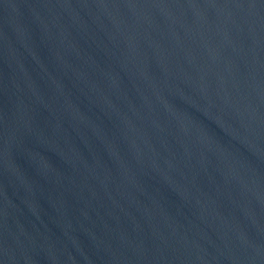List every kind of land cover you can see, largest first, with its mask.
I'll use <instances>...</instances> for the list:
<instances>
[{"label":"water","instance_id":"95a60500","mask_svg":"<svg viewBox=\"0 0 264 264\" xmlns=\"http://www.w3.org/2000/svg\"><path fill=\"white\" fill-rule=\"evenodd\" d=\"M0 264H264V0H0Z\"/></svg>","mask_w":264,"mask_h":264}]
</instances>
